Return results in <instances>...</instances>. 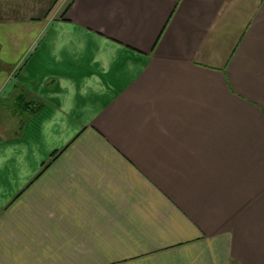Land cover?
<instances>
[{"label": "crops", "instance_id": "0c3cea01", "mask_svg": "<svg viewBox=\"0 0 264 264\" xmlns=\"http://www.w3.org/2000/svg\"><path fill=\"white\" fill-rule=\"evenodd\" d=\"M0 264H264V0H0Z\"/></svg>", "mask_w": 264, "mask_h": 264}, {"label": "trees", "instance_id": "16d2710c", "mask_svg": "<svg viewBox=\"0 0 264 264\" xmlns=\"http://www.w3.org/2000/svg\"><path fill=\"white\" fill-rule=\"evenodd\" d=\"M43 169H45V166H44V168Z\"/></svg>", "mask_w": 264, "mask_h": 264}, {"label": "built area", "instance_id": "2783aa9c", "mask_svg": "<svg viewBox=\"0 0 264 264\" xmlns=\"http://www.w3.org/2000/svg\"><path fill=\"white\" fill-rule=\"evenodd\" d=\"M17 69H18V67H17Z\"/></svg>", "mask_w": 264, "mask_h": 264}]
</instances>
